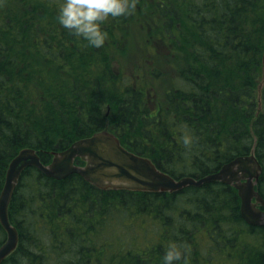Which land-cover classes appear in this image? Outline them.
Returning <instances> with one entry per match:
<instances>
[{
  "label": "trees",
  "instance_id": "trees-1",
  "mask_svg": "<svg viewBox=\"0 0 264 264\" xmlns=\"http://www.w3.org/2000/svg\"><path fill=\"white\" fill-rule=\"evenodd\" d=\"M59 3L0 0V192L22 148L48 163L108 129L173 178L253 152L264 197V0H139L134 15L105 22L101 48L58 23ZM136 36L140 50L155 48L148 69L131 60V72H115L108 60ZM8 216L19 240L1 264H162L172 241L190 246L180 264H264V225L246 223L236 189L220 181L100 188L29 166ZM5 238L0 224V245Z\"/></svg>",
  "mask_w": 264,
  "mask_h": 264
},
{
  "label": "water",
  "instance_id": "water-1",
  "mask_svg": "<svg viewBox=\"0 0 264 264\" xmlns=\"http://www.w3.org/2000/svg\"><path fill=\"white\" fill-rule=\"evenodd\" d=\"M264 55V52H263ZM264 70V56L262 58ZM85 162L80 165L78 160ZM29 166L54 179H63L71 173L100 188L173 192L187 186H201L220 181L233 186L240 198V213L251 225H264V197L255 189L261 173V164L253 154L237 155L217 171L199 178H173L159 170L147 157L129 151L120 144L115 134L100 130L73 141L67 148L54 151L48 163L40 160L34 148L25 147L10 160L4 185L0 192V224L6 238L0 245V264L17 247L19 235L8 216V205L23 170Z\"/></svg>",
  "mask_w": 264,
  "mask_h": 264
},
{
  "label": "clouds",
  "instance_id": "clouds-1",
  "mask_svg": "<svg viewBox=\"0 0 264 264\" xmlns=\"http://www.w3.org/2000/svg\"><path fill=\"white\" fill-rule=\"evenodd\" d=\"M139 0H60L58 5V23L77 38H83L89 45L101 48L108 32L104 27L109 18L132 16L137 11ZM187 142V141H185ZM190 250L172 241L162 256V264H180Z\"/></svg>",
  "mask_w": 264,
  "mask_h": 264
},
{
  "label": "rangeland",
  "instance_id": "rangeland-1",
  "mask_svg": "<svg viewBox=\"0 0 264 264\" xmlns=\"http://www.w3.org/2000/svg\"><path fill=\"white\" fill-rule=\"evenodd\" d=\"M131 29L133 31H136V26L131 27ZM140 41H141V39L138 36H136V37H132L129 41H126L125 43H121L122 47L126 46L125 49L122 48L124 50H116L115 57L113 58V56H112L108 60L109 64L111 65L110 67H112V69L115 72L122 71L124 73H129L133 69V61L134 62H141L142 60H143L141 63L142 69H148L146 59L150 58V54L153 51V49H155V48L150 47L148 50H146V49L140 50L138 48ZM118 46H120V45H118ZM131 60H133V61L131 62ZM159 65L161 66V63H159ZM146 83H148V79L146 80ZM263 84H264V71H263V77L258 83V89H257L258 101H259L260 91H261ZM156 90L159 91L160 88L157 87ZM151 91L155 92V88L153 90L151 88ZM149 99H150V96H149ZM156 99L157 98H153V100H151V104H153ZM259 104H260V101H259L258 106H257V111L260 110ZM104 111H105V108H104ZM107 111H108V109L105 111V113ZM258 239L261 240L262 236L260 235ZM257 243H258V241H257ZM203 245L204 244H202L199 247H202ZM216 260H218V261H216V264H219V261L222 260L221 256H218V259H216ZM223 264H232V263L229 261H226Z\"/></svg>",
  "mask_w": 264,
  "mask_h": 264
}]
</instances>
